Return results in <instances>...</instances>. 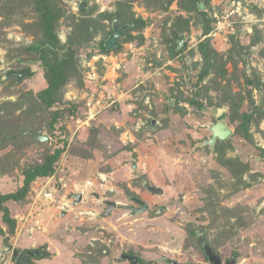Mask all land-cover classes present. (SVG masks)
Wrapping results in <instances>:
<instances>
[{"label": "rangeland", "instance_id": "374dc122", "mask_svg": "<svg viewBox=\"0 0 264 264\" xmlns=\"http://www.w3.org/2000/svg\"><path fill=\"white\" fill-rule=\"evenodd\" d=\"M152 1L88 0L85 3L84 0H62L67 16L72 14L78 17L92 9V18H95L103 13H115L119 10L118 6L123 5L130 8L135 18L148 21V24L142 32L132 33L134 37L142 36L141 45L137 41L123 43L119 52L99 54L97 47L103 38V34H100L90 42L88 48L82 49L77 58L85 85L78 87L72 82L66 88L65 101L78 107L74 116L64 122L69 135L67 150L70 146L83 148L89 129L97 127L100 134L92 150L93 157L83 159L70 154L69 149L61 156L54 178L35 181L23 201H9L5 205L17 225L15 235L8 236L12 249L18 252L46 251V256L35 257V264L87 262L82 256L83 251L86 247H94L99 241L106 244L110 252L106 257L97 256V264H126L118 262L125 252H133L144 264H161L159 259L163 257L180 264H203L200 254L189 248L191 238L186 236V228L190 223L199 230L201 227L206 229L209 239L215 235L216 222L211 221L208 213L199 212L202 208L201 192L210 184L217 187L216 179L209 171L219 170V178L223 182H226L227 175L223 168L216 167L211 154L198 146L205 147L203 141L210 137L208 122L216 112L212 108H205L198 113L186 104L180 105L186 112L180 118L172 111L162 112L165 105L172 103L170 91H174L178 82L182 81L186 86L185 93L191 91L201 63L196 46L203 36L199 26L193 25L188 49L181 57L173 58L169 49L162 44V27L167 28L174 16L187 15L178 10L176 2L170 5L168 12L153 11ZM80 3L85 5L83 13L78 11ZM234 5L240 8L242 15L229 17L232 30L228 35L239 32V41L246 47L256 42L249 49V66L245 69L238 66L235 72L237 81L233 82L232 91L241 92L244 96L245 90L238 86L244 83V72L258 74L264 82V0H210L208 15L221 19L228 16ZM63 22L60 23L58 35L65 43L70 30ZM102 23L107 25L109 22ZM227 25L223 28L227 29ZM3 31L0 37V75L17 73L11 69L20 63V66H27L26 70L31 74L21 80L15 91L37 93L44 89L46 82L40 64L18 53L32 43V37L17 26ZM225 35L226 31L214 35L218 41L216 49L221 50V54L228 47V35ZM182 48L183 45L178 51ZM190 50H194L192 54H189ZM90 53L94 54L88 58ZM226 69L233 73L230 65ZM210 78L213 80V75L204 82ZM218 81V85L224 84L219 78ZM2 86L0 102L15 100L16 95H7ZM139 87L143 92L155 93L144 102L148 106L151 102L157 105V118L151 119L155 121L153 128L150 126L151 120L148 122V111L139 109L136 104L142 94L137 90ZM211 94L215 97L214 92ZM261 98L264 99V89L261 92L254 90L255 104L260 103ZM247 103L244 100V104ZM219 109L228 113L226 107ZM164 118L168 119L166 126H162L160 121ZM223 121L233 133L226 115ZM250 128L253 145L231 136L234 149L227 151V157H242L251 165L250 173L260 176L251 182L250 189L238 191L221 202L228 208L242 207L240 210L248 219L247 227H236V234L223 241L219 249L223 263L264 264V121L258 127L252 125ZM125 147L131 149L125 151ZM8 151L1 152L0 157ZM37 153L35 146L28 148L21 164L32 161ZM132 163H135V169ZM243 179L249 180L247 175ZM141 184L161 189L163 194H150ZM21 186L22 177L17 171L7 176L0 175V196L13 193ZM52 187L57 191L58 202L37 197L40 191H48ZM127 191L149 206L155 205L152 210L157 206L166 209L163 211L161 208V213L154 216L149 213L131 216L126 210L131 205L125 197ZM227 191L224 186L219 189L222 195ZM80 194L81 200L76 204L75 197ZM105 200L120 206L112 211V215L100 216L105 208ZM1 216L0 212V226L3 227ZM202 216L203 220L200 219ZM201 240L206 243L202 236ZM2 245L3 239H0V250ZM10 257L7 255L0 264H15L16 261Z\"/></svg>", "mask_w": 264, "mask_h": 264}, {"label": "trees", "instance_id": "16d2710c", "mask_svg": "<svg viewBox=\"0 0 264 264\" xmlns=\"http://www.w3.org/2000/svg\"><path fill=\"white\" fill-rule=\"evenodd\" d=\"M201 1L205 5V11L198 9V4ZM84 2L87 3L88 0H84ZM173 2H176L178 10L186 13L187 16H174L167 28L162 27V44L169 49L171 56L173 58L181 57L183 52L188 49L193 25L199 26L201 36L205 38L200 40L196 46V53L199 55L201 63L197 78L191 86V91L185 93L186 86L182 81L178 82L174 91L173 89L170 91V97L174 102L165 105L162 112L172 111L174 115L180 118L186 114L182 109L183 107L180 106L181 104L188 105L191 110L198 113L205 108L226 107L228 113L226 112L225 115L233 128L231 136L253 145L250 127L252 125L258 127L264 121V99L261 98V102L255 104L253 91L261 92L264 89V82L258 74L249 75L244 72V83H240L241 85L238 86L241 90H245L246 95H241V92L233 93L232 90L233 82L237 81L235 72L238 66H242L243 69L249 66V49L256 42H252L250 46L246 47L240 43L239 32H236L227 36V51L221 54V50L216 49L217 39L208 37L211 36L215 22V19L208 15L210 0H154L151 7L156 12H168ZM148 5L150 6V3ZM121 7L123 5H119V10L115 13H103L92 18V9L82 12L83 14L78 17L72 14L67 16L62 0H0V37L4 34L3 30L14 26L21 28L30 35L33 39L32 43L18 53L20 55L25 54L30 61H36L40 64L46 82V87L37 93L17 92L15 87L21 81L4 74L0 75V86L3 85V92L7 95H16L15 100L0 102V153L9 150L0 157V175L7 176L17 171L22 177V186L19 189L13 193L0 196L1 223L4 227L3 229L0 226V239L8 236L13 237L17 228L16 220L10 217L9 210L5 207L7 202L20 203L29 193L30 187L35 181H46L54 178L61 156L69 149L70 154L80 158L89 160L93 157L92 150L95 147L97 136L100 134L97 127L89 129L87 141L83 148L70 146L67 150L69 135L64 122L70 116H74L73 114L76 113L78 107L72 102L65 101L64 97L68 84L74 82L78 87L85 85L77 58L80 57L82 49L88 48L90 42L97 35L103 34V38L97 47L99 54H109L112 51L119 52L122 50L123 43L135 41L140 45L143 43L142 36L134 37L132 33L142 32L148 21L135 18L130 8ZM62 20L70 30L65 43L61 42L58 35ZM103 21L109 23L105 25L102 23ZM113 24L118 28L122 26H128V28L124 31V36L118 40L116 47L107 51L104 43L113 32ZM166 24L167 21L165 20L164 25ZM180 41L183 43V48L178 51L176 48ZM193 51L190 50L189 54H192ZM91 54L94 53H90L87 57L90 58ZM16 65L14 69H11L12 72L27 69V66H20V63H16ZM227 65H230L233 73H229L226 69ZM28 74L30 76L31 71ZM211 75H213V80L210 78L208 82H204ZM218 78L221 79V82L223 81V85L217 84L220 82ZM137 90L142 93L141 98L136 103L138 108L148 111L150 115L148 122L151 119H156L158 113L156 103H150V110H148V104L144 103L147 98L153 97L155 93L143 92L142 87ZM210 91L211 93L214 92L215 97L211 93V95L209 94ZM244 100H247L248 103L244 104ZM167 120L166 118L160 120L162 126H166ZM33 134H44L48 137V141L40 143L33 137ZM231 136L224 141H216L212 149L207 145H204L205 147L198 146L205 148L206 152L211 154V159L217 165L216 167L223 168L227 175L226 182H223L219 178V170L209 171V174L216 179L217 187L210 184L204 187L201 192L203 198L201 199L202 208L199 212L208 213L212 218L211 221L216 222L214 237L209 239L206 229L201 227L199 230L190 223L186 228V236L191 238L189 248L198 252L203 261H206V257L199 236L204 237L213 252L220 255L219 249L223 241L231 239L236 234V227H247L246 220L248 219L243 216L240 210L242 207H225L221 205L222 200L228 199L232 194L243 189H250L252 187L251 182H255L260 176V174L250 173L251 165L249 166V163L242 157H227V151L234 149L231 144ZM32 146H35L38 151L36 158L21 164L22 159L26 158L27 149ZM123 149L128 151L131 147ZM262 152L264 153V151ZM245 175L249 180L243 179ZM219 186L226 187L228 190L226 194L222 195L219 192V189L222 188ZM126 194L132 196V193L128 191ZM200 219L203 220L204 217L202 216ZM108 248L106 244L100 241L95 243L94 247H86L82 256L87 262H81V264H97L96 257H106L110 252ZM43 252L46 253L44 250ZM129 254L133 255V252ZM134 256L136 255L134 254ZM12 260L16 259L13 258ZM137 264L144 263L138 258Z\"/></svg>", "mask_w": 264, "mask_h": 264}, {"label": "water", "instance_id": "95a60500", "mask_svg": "<svg viewBox=\"0 0 264 264\" xmlns=\"http://www.w3.org/2000/svg\"><path fill=\"white\" fill-rule=\"evenodd\" d=\"M85 5L84 3H80L78 6V11L80 13H82L84 11ZM198 9L200 11H205V5L204 3L201 1L198 4ZM128 28V26H122L120 28H118L115 24H113V32L110 35V37L105 41L104 43V47L107 51H111L112 49H114L117 45V42L120 38H122L124 36V31ZM182 41L179 42V45L177 46V50H179L182 46ZM28 75V71L24 70L21 72H17V73H7L5 76H10L15 78L17 81H21L24 77H26ZM173 103V101H172ZM154 120H151L150 126L153 128L154 127ZM210 132V137L209 139L204 143V145H207L210 149L213 148L214 144L216 143V141H224L226 139H228L231 135H232V130L230 128H228V126L226 125V123L222 120V121H218L215 124L211 125V128L209 130ZM33 137L39 141L40 143H45L48 141V137L46 135H36L33 134ZM132 167L133 169L136 168L135 163H132ZM147 189L149 190L150 193L152 194H156V195H161L162 194V190L158 189V188H154V187H147ZM81 200V195H76L75 197V203L78 204ZM134 203L136 204V207H131L130 211L132 212L133 215H138V214H143L145 212H147L148 210V205L144 202H142L141 200H137L134 199L133 200ZM116 208L115 204L112 202H107L106 205V210L103 213V216H108L110 215V213ZM10 238L9 237H5L3 239V245H2V249L0 250V263L2 262V260L4 259L5 255L9 254V253H13V256L16 257V264H30L29 262V258H31L34 254L35 255H43L45 254L43 251L41 253L38 252H28L24 255H17L16 251L12 250V247L9 244ZM201 244H202V248L204 250V253L206 254V257L208 259V263L209 264H221L220 259L218 257V255L216 253H214L210 247L203 241L201 240ZM136 258L132 257V263L131 264H135L136 263ZM125 260L120 258L118 260V262H124ZM166 264H177L175 261H169V260H165ZM234 262H228L225 264H233Z\"/></svg>", "mask_w": 264, "mask_h": 264}, {"label": "flooded vegetation", "instance_id": "af4514ba", "mask_svg": "<svg viewBox=\"0 0 264 264\" xmlns=\"http://www.w3.org/2000/svg\"><path fill=\"white\" fill-rule=\"evenodd\" d=\"M183 45V44H182ZM177 50V49H176ZM212 110H215V114H213L212 115V119L208 122V124H210V127H208V130H210V128H211V125H213V124H215L216 122H218V121H222V120H224V116H225V112H222V110L221 109H212ZM214 122V123H213ZM207 130V129H206ZM210 133V132H209ZM209 138H207V140H208ZM206 142V141H205ZM204 141H203V145H204V143H205ZM143 181V180H142ZM142 185V184H141ZM153 187L152 185H149V184H143L142 185V187L148 192V193H150L149 192V190L147 189V187ZM150 194H152V193H150ZM163 194V193H162ZM161 194V195H162ZM81 195V194H80ZM156 195V194H155ZM125 197H126V200H129L130 201V203H131V205H129L127 208H126V210H128V214L129 215H133L132 214V212L130 211V208L131 207H136V204L134 203V199H137V200H141L139 197H137V196H128L127 194L125 195ZM142 201V200H141ZM107 202H112V201H109V200H105V201H103V203H104V205H105V208H103V210H102V212L100 213V216H103V213H104V211L106 210V205H107ZM144 202V201H143ZM113 203V202H112ZM144 203H146V202H144ZM115 204V203H114ZM147 204V203H146ZM148 205V204H147ZM115 206H116V208L113 210V211H116V209L118 208V206H120V204H118V203H116L115 204ZM152 207L154 208L155 207V205H152V206H149L148 205V210H147V212H145L144 214H147V213H149V215H156V214H160L161 213V210L163 209V211L166 209V207H161V206H157L156 207V209L155 210H152ZM162 208V209H161ZM112 213L113 212H111L110 213V215H112ZM138 215H143V214H138ZM199 239H200V241H201V236H199ZM13 250V249H12ZM13 251H16V250H13ZM204 251V250H203ZM17 252V255H24V254H26V253H28V252H33V253H35V252H38V253H41L42 251H39V250H30V251H25V252H18V251H16ZM45 253V252H44ZM205 254V253H204ZM8 255V257H10L11 258V260L14 258V259H16V257L15 256H13V253L11 252V253H9V254H7ZM7 255H5V257H4V259L7 257ZM47 254L45 253V254H43V255H33L31 258H29V262H30V264H35L34 262H35V257H39V256H46ZM132 257L133 258H136L137 260H136V263L135 264H137V261H138V257L137 256H134V254L132 255V254H129V253H127V252H125V253H123V254H121V256L119 257V258H122V259H124L125 261L124 262H126V264H131L132 263ZM205 257H206V254H205ZM218 257H219V259H220V262H221V264H225V263H223L222 262V259H221V257H220V255H218ZM3 259V260H4ZM2 260V261H3ZM159 260H161L160 262H161V264H166L165 263V260H167L165 257H163V258H160ZM16 261V260H15ZM169 261H171V260H169ZM176 263L177 264H180L179 262H177L176 261ZM200 263V262H199ZM15 264H16V262H15ZM182 264H188V263H182ZM189 264H198V263H189ZM200 264H202V263H200ZM203 264H209L208 263V259H207V257H206V261H203Z\"/></svg>", "mask_w": 264, "mask_h": 264}, {"label": "built area", "instance_id": "2783aa9c", "mask_svg": "<svg viewBox=\"0 0 264 264\" xmlns=\"http://www.w3.org/2000/svg\"><path fill=\"white\" fill-rule=\"evenodd\" d=\"M232 15L240 17L242 15L240 13V8L234 5L232 10L229 11L228 16L227 15L225 17L223 16L221 19L217 20V22L215 24V29L211 33L212 37H214V35L216 33H219L220 31L221 32H223V31L225 32L226 31L227 34H229L231 32V30H232L231 23L232 22L230 20H228V19ZM229 21H230V23H229V25H227ZM226 25H227V27H226L227 29L223 28ZM219 29H222V30H219ZM56 196H57V191L52 187V188L48 189V191H44V190L40 191L38 193L37 197L38 198L41 197V199H43L45 201H49V202H54L55 203V202H58V198ZM64 205L67 206V204H64Z\"/></svg>", "mask_w": 264, "mask_h": 264}, {"label": "clouds", "instance_id": "9594fccd", "mask_svg": "<svg viewBox=\"0 0 264 264\" xmlns=\"http://www.w3.org/2000/svg\"><path fill=\"white\" fill-rule=\"evenodd\" d=\"M214 19H215V22H214V29H215V24H216V22H217V20L219 19L218 18V16H214ZM213 29V30H214ZM213 30H212V32H213ZM228 35V34H227ZM227 35H225V36H227ZM208 37H212V36H208ZM205 37H203L202 39H204Z\"/></svg>", "mask_w": 264, "mask_h": 264}]
</instances>
